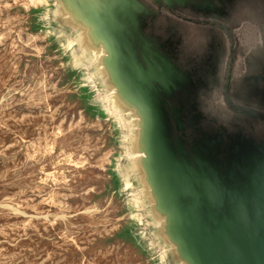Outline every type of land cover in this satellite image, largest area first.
<instances>
[{
  "label": "rangeland",
  "instance_id": "374dc122",
  "mask_svg": "<svg viewBox=\"0 0 264 264\" xmlns=\"http://www.w3.org/2000/svg\"><path fill=\"white\" fill-rule=\"evenodd\" d=\"M123 1L154 17L116 28L216 68L211 117L264 133L248 113L261 111L264 0ZM87 7L110 17L102 0H0V264H187L145 162L147 112L114 66L123 44L96 36Z\"/></svg>",
  "mask_w": 264,
  "mask_h": 264
},
{
  "label": "water",
  "instance_id": "95a60500",
  "mask_svg": "<svg viewBox=\"0 0 264 264\" xmlns=\"http://www.w3.org/2000/svg\"><path fill=\"white\" fill-rule=\"evenodd\" d=\"M106 4L102 0L105 9ZM131 4L119 6L116 18L87 7L94 19L87 24L103 42L112 35L118 46L123 44L122 66H114L126 92L147 112L142 136L150 156L145 162L156 174L152 183L174 219L186 263L264 264V133L233 123L229 128L208 114L202 93L215 83L214 66L204 74L193 59L180 61L177 41L163 35L144 38L137 26L116 28L146 16L141 4L133 10ZM260 79L254 90L261 111L248 113L264 122V76Z\"/></svg>",
  "mask_w": 264,
  "mask_h": 264
},
{
  "label": "bare ground",
  "instance_id": "6f19581e",
  "mask_svg": "<svg viewBox=\"0 0 264 264\" xmlns=\"http://www.w3.org/2000/svg\"><path fill=\"white\" fill-rule=\"evenodd\" d=\"M106 4V9L108 10L109 13H111V17L112 18H116L119 15V6H124V2L123 0H105ZM119 2V4H118ZM135 3H132V10L135 8L134 7Z\"/></svg>",
  "mask_w": 264,
  "mask_h": 264
},
{
  "label": "flooded vegetation",
  "instance_id": "af4514ba",
  "mask_svg": "<svg viewBox=\"0 0 264 264\" xmlns=\"http://www.w3.org/2000/svg\"><path fill=\"white\" fill-rule=\"evenodd\" d=\"M215 70H216V68H215ZM214 75H215V74H214ZM230 76H231V75L229 74V75H227L226 78L229 80V79H230ZM214 82L217 83V77L214 78ZM229 84H230V83H227V84L225 85V86H226V90H228V88H229ZM236 118H237V117H236ZM240 118H242V117L240 116ZM239 127H240V128H244V126L242 127V125L239 126Z\"/></svg>",
  "mask_w": 264,
  "mask_h": 264
}]
</instances>
